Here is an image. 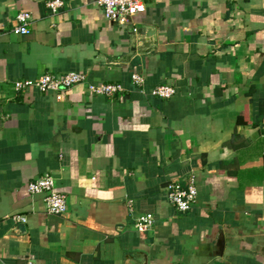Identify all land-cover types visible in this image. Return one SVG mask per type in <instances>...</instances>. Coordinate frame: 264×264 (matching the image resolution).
Wrapping results in <instances>:
<instances>
[{
    "label": "crops",
    "instance_id": "0c3cea01",
    "mask_svg": "<svg viewBox=\"0 0 264 264\" xmlns=\"http://www.w3.org/2000/svg\"><path fill=\"white\" fill-rule=\"evenodd\" d=\"M50 1L0 0V264H264V0H146L143 51L96 0ZM70 72L83 83L14 89ZM101 84L123 91L89 94ZM163 85L171 98L150 95ZM44 174L61 216L27 192ZM171 180L194 181L190 212L167 201Z\"/></svg>",
    "mask_w": 264,
    "mask_h": 264
},
{
    "label": "built area",
    "instance_id": "2783aa9c",
    "mask_svg": "<svg viewBox=\"0 0 264 264\" xmlns=\"http://www.w3.org/2000/svg\"><path fill=\"white\" fill-rule=\"evenodd\" d=\"M97 5L101 8L104 19L107 22L118 25L122 28H132L136 33V19L141 16L146 9V0H96ZM62 0L50 1L47 6L50 10L56 11L62 7ZM30 14L21 12L16 16V24L11 29V33L18 36L29 34L27 28L30 21ZM85 75L82 73L70 72L61 76L45 74L34 81L17 82L14 89L17 91L34 88L40 93H56L65 91L73 86L82 84ZM145 80L142 76L133 72L131 83L136 86H142ZM89 94L93 96H114L123 91L119 85L101 84L90 85L87 88ZM175 93L173 87L163 85L154 88L150 95L159 99L167 100ZM27 192L30 195L44 196L46 213L53 216H61L67 211V203L63 195L55 188L54 179L49 174H44L40 178L31 181L27 185ZM167 201L180 214L188 213L192 210L197 196V189L192 180L190 184L183 187L181 182L171 180L166 185ZM17 223H25L26 219L21 216H14ZM154 218L151 214H145L139 217L135 224V230L138 233L150 231L154 225Z\"/></svg>",
    "mask_w": 264,
    "mask_h": 264
},
{
    "label": "water",
    "instance_id": "95a60500",
    "mask_svg": "<svg viewBox=\"0 0 264 264\" xmlns=\"http://www.w3.org/2000/svg\"><path fill=\"white\" fill-rule=\"evenodd\" d=\"M130 29V34L133 37V46L136 45V40L137 41H142L144 40L145 42L143 44H139V50L143 51L148 49L151 45L154 44L155 42V32L150 29V30H145L143 28H137L136 33L132 32V28ZM223 248V243L221 242L220 244V250Z\"/></svg>",
    "mask_w": 264,
    "mask_h": 264
}]
</instances>
